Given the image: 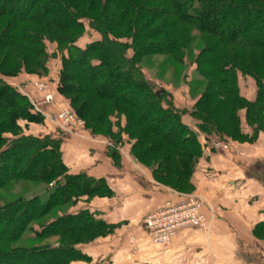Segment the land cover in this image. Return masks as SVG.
Listing matches in <instances>:
<instances>
[{
	"label": "trees",
	"instance_id": "trees-1",
	"mask_svg": "<svg viewBox=\"0 0 264 264\" xmlns=\"http://www.w3.org/2000/svg\"><path fill=\"white\" fill-rule=\"evenodd\" d=\"M0 26L2 78L23 70L44 73V41L55 42L67 53L62 58L59 94L69 99L93 134L113 136L111 118L123 116L124 131L135 141L133 156L156 165L153 176L176 191L191 187L189 179L202 156L183 115L195 120L202 132L220 139L228 136L224 131L228 126L232 137L236 133L247 142L264 130V0H0ZM192 30L201 34L195 66L206 90L193 109L183 113L164 90L157 96L160 90L147 82L139 62L163 55L183 63ZM93 33L97 39L84 47L76 45ZM240 76L257 83L252 102L239 94ZM241 109L253 131L251 137L240 133ZM41 122L27 98L0 79V189L21 181L48 191L44 200L38 195L16 197L0 206V264L81 260L80 246L110 225L82 210L34 226L57 207L75 206L83 195L112 194L104 179L68 173L61 140L24 132L29 124ZM28 231L35 241L58 238L59 242L56 247H13Z\"/></svg>",
	"mask_w": 264,
	"mask_h": 264
},
{
	"label": "crops",
	"instance_id": "crops-1",
	"mask_svg": "<svg viewBox=\"0 0 264 264\" xmlns=\"http://www.w3.org/2000/svg\"><path fill=\"white\" fill-rule=\"evenodd\" d=\"M262 143L243 158L221 151L203 154L194 175L193 195L202 201L207 225L180 230L165 247L147 242L143 219L185 195L158 187L149 174L129 168L126 158L119 157L115 165V154L109 155L105 142L69 137L63 152L70 175L106 181L115 197L92 201L89 210L108 224L126 226L123 237L135 236L146 249L148 264H264V141L258 144ZM113 250L123 258V248Z\"/></svg>",
	"mask_w": 264,
	"mask_h": 264
},
{
	"label": "rangeland",
	"instance_id": "rangeland-1",
	"mask_svg": "<svg viewBox=\"0 0 264 264\" xmlns=\"http://www.w3.org/2000/svg\"><path fill=\"white\" fill-rule=\"evenodd\" d=\"M213 22L215 23L216 21L214 20ZM190 34L191 42L183 63H178L172 60L171 57L163 55L144 57L139 62L147 82L157 91L164 90L166 96L171 99L175 108L183 113H189L206 90L204 78L196 70L195 66V59L202 48L200 39L201 34L196 30L190 31ZM95 39H97L95 33L85 34L76 45L84 47L89 41ZM17 48L23 49V46L19 45ZM44 50L47 55L44 63V73L35 70L38 74H30L23 70L16 76L3 78L0 76V79L17 90L21 95L25 96L32 107V112L42 118L41 123L29 124L28 128H26L27 130L25 129L24 132L35 137L51 135L53 138L61 140L62 160L68 173L70 163L65 158L63 152V146L66 140H68L69 137H75L82 141L94 139L95 141L105 142L109 155L112 154V152L117 154L116 159H112L115 165L119 164V157L126 158L129 168L132 167L134 170L137 169L138 172L143 171L144 173L149 174L151 181H154L158 187L169 189L171 192L178 194L179 196L185 195V197H190L195 196L193 195L196 191V180L194 175L196 173L197 165L203 159V154H205V152L211 154L221 151L225 154L231 155V157L243 158L247 153L251 154L253 147L255 148V146L257 147L260 145L263 146V143H258L259 141H264V130L257 133L253 142H247L245 140H239L236 133H234L235 137H232L231 134L233 133V130L228 126V128H224V131L228 136H222L220 139L219 135H216L215 133L207 134L202 132L196 126L195 120L191 119L188 114L183 115V123L190 131L194 132L197 137L202 156L196 161L193 173L189 179V185H191V187L184 192L176 191L173 188L164 185L162 181L153 176L151 169L155 168L156 165L151 161L144 162L145 165L133 156L132 146L135 141L131 140L129 135L124 131L125 119L123 116H121L120 120H117L114 117L111 118V121L113 122L111 133L113 132V136H104V132L95 134L91 133L87 128L89 126H87L85 120L74 112L69 99L58 92L59 77L63 67L62 58L67 57L66 50L59 47L55 42L50 41H44ZM238 86L239 94L243 99L252 102L256 98L257 83L254 79L240 76L238 79ZM47 97H50V100L46 101ZM238 117L240 133L242 136L251 137L253 131L247 127L244 109H241L238 112ZM116 120L117 123H119L117 126L115 125ZM20 124L22 127L25 126L24 122ZM219 125L221 126V124ZM4 136L12 138L9 134H5ZM148 139L152 138L149 137ZM52 185L53 184H51L50 187ZM45 188L46 187L42 185L30 182H12L7 187L0 189V206L14 200L16 197L25 198L32 195H38L44 200L47 197V189ZM114 197L113 193L110 196L101 197H88L83 195L78 198L75 206L70 207L69 205H63L57 207L55 210L51 211L48 216L36 222L34 226L37 227L38 225L44 224L48 222V220L57 218L63 214L71 213L74 215L82 210H89L92 201L101 202L111 200ZM98 216L97 218H99ZM142 226L145 231L147 242L154 247H165L176 237L175 236L164 245H156L147 237L143 222ZM125 230L126 226L114 224H110L108 228H104L101 231L98 230L93 240L80 246V252L83 255V258L81 260L72 261L69 264H120L122 259L125 264H148L147 256L145 255L146 249H142L140 242L134 238L135 236L123 237ZM178 233L179 231L177 234ZM33 235L34 233L32 231L26 232L21 240L13 244V247L29 249L31 247H39L47 244L56 247L59 242L58 238L45 240L43 242L35 241ZM116 246L123 248V251L120 252L122 253L121 256H123V258L119 257L120 254L118 256L115 254L117 251L113 249L116 248ZM90 250H93L96 253L92 255V253L89 252ZM99 251L100 253H103L102 257L97 255Z\"/></svg>",
	"mask_w": 264,
	"mask_h": 264
},
{
	"label": "built area",
	"instance_id": "built-area-1",
	"mask_svg": "<svg viewBox=\"0 0 264 264\" xmlns=\"http://www.w3.org/2000/svg\"><path fill=\"white\" fill-rule=\"evenodd\" d=\"M47 100H50V97H47ZM201 207L202 201L196 196L185 197L177 203H165L162 209L146 216L143 220L147 237L153 244L164 245L180 230L205 228L207 220L201 212Z\"/></svg>",
	"mask_w": 264,
	"mask_h": 264
},
{
	"label": "water",
	"instance_id": "water-1",
	"mask_svg": "<svg viewBox=\"0 0 264 264\" xmlns=\"http://www.w3.org/2000/svg\"><path fill=\"white\" fill-rule=\"evenodd\" d=\"M162 93H163V91L162 90H160L159 92H157V96L159 97V96H161L162 95Z\"/></svg>",
	"mask_w": 264,
	"mask_h": 264
}]
</instances>
